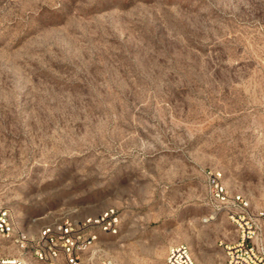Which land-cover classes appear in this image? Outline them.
I'll list each match as a JSON object with an SVG mask.
<instances>
[{
	"label": "rangeland",
	"instance_id": "obj_1",
	"mask_svg": "<svg viewBox=\"0 0 264 264\" xmlns=\"http://www.w3.org/2000/svg\"><path fill=\"white\" fill-rule=\"evenodd\" d=\"M236 196L264 205V0H0L16 230L114 209L118 232L96 228L84 264H166L177 243L220 264Z\"/></svg>",
	"mask_w": 264,
	"mask_h": 264
},
{
	"label": "built area",
	"instance_id": "obj_2",
	"mask_svg": "<svg viewBox=\"0 0 264 264\" xmlns=\"http://www.w3.org/2000/svg\"><path fill=\"white\" fill-rule=\"evenodd\" d=\"M218 194H225L223 186L216 183ZM236 210L230 214L237 230V238L224 244L225 258L220 264H264V205L252 208L250 201L242 196L234 198ZM120 218L111 209L96 217L81 220L65 219L44 226L32 237L28 232L15 229L8 209L0 207V237L16 243L19 255L4 258L0 264H25L26 250L36 261L45 264H84L83 255L97 240L96 228L116 234ZM166 264H201L185 243L172 244L166 253ZM101 264H117L105 260Z\"/></svg>",
	"mask_w": 264,
	"mask_h": 264
}]
</instances>
